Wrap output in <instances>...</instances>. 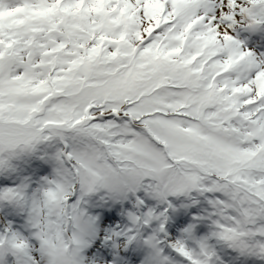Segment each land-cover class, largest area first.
I'll use <instances>...</instances> for the list:
<instances>
[{
  "label": "snow or ice",
  "instance_id": "obj_1",
  "mask_svg": "<svg viewBox=\"0 0 264 264\" xmlns=\"http://www.w3.org/2000/svg\"><path fill=\"white\" fill-rule=\"evenodd\" d=\"M0 264H264V0H0Z\"/></svg>",
  "mask_w": 264,
  "mask_h": 264
}]
</instances>
